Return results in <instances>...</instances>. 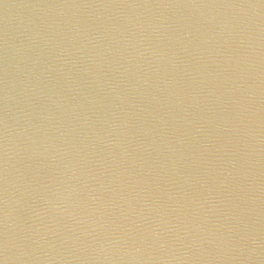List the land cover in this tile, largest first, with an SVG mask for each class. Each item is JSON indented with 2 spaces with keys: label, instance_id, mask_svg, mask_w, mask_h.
I'll return each mask as SVG.
<instances>
[{
  "label": "water",
  "instance_id": "water-1",
  "mask_svg": "<svg viewBox=\"0 0 264 264\" xmlns=\"http://www.w3.org/2000/svg\"><path fill=\"white\" fill-rule=\"evenodd\" d=\"M0 264H264V0H0Z\"/></svg>",
  "mask_w": 264,
  "mask_h": 264
}]
</instances>
